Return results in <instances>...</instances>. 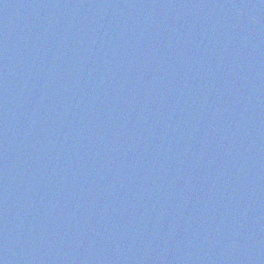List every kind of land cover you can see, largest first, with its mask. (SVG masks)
<instances>
[{"label": "water", "instance_id": "1", "mask_svg": "<svg viewBox=\"0 0 264 264\" xmlns=\"http://www.w3.org/2000/svg\"><path fill=\"white\" fill-rule=\"evenodd\" d=\"M0 264H264V0H0Z\"/></svg>", "mask_w": 264, "mask_h": 264}]
</instances>
